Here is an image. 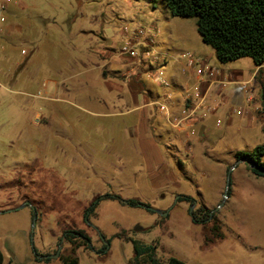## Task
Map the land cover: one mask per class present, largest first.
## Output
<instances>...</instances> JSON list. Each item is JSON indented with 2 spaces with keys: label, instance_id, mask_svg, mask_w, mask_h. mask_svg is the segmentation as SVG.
<instances>
[{
  "label": "rangeland",
  "instance_id": "obj_1",
  "mask_svg": "<svg viewBox=\"0 0 264 264\" xmlns=\"http://www.w3.org/2000/svg\"><path fill=\"white\" fill-rule=\"evenodd\" d=\"M9 6L0 34L3 264H61L58 257L70 250L62 234L76 230L84 231L93 247L76 250L78 264H129L133 247L115 238L120 231L154 245L160 264L169 257L187 264H264V178L234 159L236 152L264 146V69L254 75L249 58L219 63L202 43L195 19L172 17L162 0H13ZM138 30L159 31L172 47L226 75L228 84L216 89L224 100L220 128L211 117L209 126L203 123L207 129L197 126L186 136L149 104L146 86L137 89L144 66L122 51L126 34ZM62 52L64 64L97 67L106 73L103 78L117 66L115 83L130 89L115 95L92 68L78 78L87 83L75 90L73 74L53 73ZM53 80L59 85L51 96L77 105L50 101ZM251 94L256 119L245 125L246 118L232 111H245ZM229 170L228 198L218 208ZM105 193L137 199L152 210L102 200L86 221L85 209ZM177 195L194 200L192 213L215 210L224 238L206 245L209 226L193 224L190 205L174 201ZM103 237L111 240L109 249L98 255ZM45 256L52 257L46 262Z\"/></svg>",
  "mask_w": 264,
  "mask_h": 264
},
{
  "label": "trees",
  "instance_id": "obj_2",
  "mask_svg": "<svg viewBox=\"0 0 264 264\" xmlns=\"http://www.w3.org/2000/svg\"><path fill=\"white\" fill-rule=\"evenodd\" d=\"M162 2L172 17L195 19L196 30L202 43L213 49L219 63L227 64L249 58L256 67L264 64V0H162ZM261 109L264 111V96ZM234 159L245 162L253 176L264 178V146H256L250 152H236ZM177 196L178 203L184 202L190 206L195 204L189 196ZM102 200H116L131 207L145 209L148 207L137 199L122 200L118 194L105 193L96 196L85 209L86 221L94 214ZM215 215V210L206 208L197 209L190 215L193 224L209 226L210 236L205 238L206 245L224 238ZM115 238L132 245L134 254L129 264H160L155 255L154 245H144L131 240L125 235V231H120ZM62 239L69 244L70 250L58 257L61 264H78L76 250L79 248L93 250L88 235L82 230L64 231ZM103 240V246L95 251L98 255H105L108 252L111 240L104 237ZM43 258L46 262L50 260L49 256ZM3 261L4 257L0 250V264H3ZM164 264L187 263L169 257Z\"/></svg>",
  "mask_w": 264,
  "mask_h": 264
},
{
  "label": "built area",
  "instance_id": "obj_3",
  "mask_svg": "<svg viewBox=\"0 0 264 264\" xmlns=\"http://www.w3.org/2000/svg\"><path fill=\"white\" fill-rule=\"evenodd\" d=\"M13 2V0H0V34L5 30L7 23V7ZM127 32V31H126ZM128 33V32H127ZM145 33L147 36H145ZM127 38L122 49L123 52L128 54L129 58L139 60L145 68L144 80L156 87L166 90L161 95V101L153 102V106L157 109L162 118L173 129L179 132H186L188 136L193 132V117L197 112L202 114L209 113L216 110L218 106L215 101H210L207 90L205 93H201L197 84L188 87L185 91L181 92L180 98L182 100L183 108L177 113H172L170 108L174 106V95L168 91L170 83L165 76L164 64L166 58L164 55L156 52L154 48V34L151 32H144L138 30L126 34ZM140 47V52L137 48ZM180 60L185 61L187 68L192 69L198 80L205 81L210 88L213 84L225 86L227 79L222 73L204 62L201 58L195 56L190 52H183L179 55ZM152 65L155 67L152 69ZM248 83H245L246 86ZM252 99V98H251ZM233 113L240 115L241 109H234ZM220 122H217V126Z\"/></svg>",
  "mask_w": 264,
  "mask_h": 264
},
{
  "label": "crops",
  "instance_id": "obj_4",
  "mask_svg": "<svg viewBox=\"0 0 264 264\" xmlns=\"http://www.w3.org/2000/svg\"><path fill=\"white\" fill-rule=\"evenodd\" d=\"M9 12H10V6L7 7V11H6L7 18H8ZM158 33H159V31H156V33L155 32L153 33L154 34V48L153 49L156 52L164 55L165 58H166V61H165V64H164L165 76H166L167 80L169 81V83L171 85L168 91H170L174 95V100H175L174 106H172L170 108L171 112L172 113H177V111L178 112L181 111V108H183V104H182V100H181L179 94L181 92L185 91L188 87L197 84L199 89H200V91H201V93H205L207 90H209L208 91L209 100L210 101L211 100L215 101V103H217L218 106L216 107V110L211 111L209 113L202 114L201 112H197V114L194 115V117H193V132L195 133V128L197 126L199 127V129L201 127L207 129V126H209V119L211 117L214 118L215 126L217 128H220L221 125H223V121L222 120L224 118L217 117V115H219L218 113L220 111H223L221 109L223 107L224 100L222 99V97L218 98L217 94L225 86H220L218 84H213L210 88H208V84L205 81L198 80V78L195 76L193 70L186 67L185 61L179 59V55L181 53L190 52V51H184L183 49H178L176 47H172V45H170V39L168 38V42L169 43L165 42L163 39H161L160 34H158ZM126 38L127 37H125V39ZM39 47L37 48L38 50L36 52H38L40 50ZM62 53H59L58 61H56V60L53 61L54 62V66L59 67V70H55L54 69L53 73H54V75H56V74L59 73L60 70H62V72L64 74L67 73V72H69L70 74H73L74 77H75V81H74L75 90L81 88L83 85H85L87 83L85 81H79L78 78L80 76L87 75L88 73H90L92 68H96V70L98 71V78L101 80L102 85L104 87H106L107 89H109L111 91H114L115 95H119L120 91H124V90L127 91V89L128 90L130 89L128 87V83L127 82H126L127 85L125 84V86H121L120 84L118 85V84L115 83V79H114L115 76H117V74H119V72H121L120 69L117 66H115L113 68L109 67L106 77L103 78L102 75H104L106 73H103V72L100 73L97 67L91 66L90 68L84 69L82 67V62H78V64L76 62H74L76 64V66L73 65V64H64V60L67 59V56H66L65 52H62ZM92 55H95V54H92ZM197 57H199V56H197ZM61 59H63V64H62V62H60ZM71 66L74 67L73 71L71 70V68H72ZM261 69H264V64L262 66H260V67H256L255 66L254 75ZM142 75H143V72H142ZM223 76L226 77L225 74ZM252 79L247 80V81H243L241 84H243V86H244V84L246 82H250ZM53 82H54V86L50 85L52 91H51L49 96H51V95L54 96L55 91L57 90V87L59 85L58 81L53 80ZM139 84H140L139 87L136 85L137 89L138 88L142 89L144 86H146L147 89L144 92H145L146 97L151 100V102L149 101V104H151V105H153V102H155V101H161L162 93L166 92V90H162L159 87H156V86H154V85H152L150 83H147L143 78L141 80V83H139ZM149 86H152V87H149ZM218 87H219V89H217ZM65 89H67V88H65ZM155 89H157V91ZM216 89L219 90V91L217 92ZM67 90H69V89H67ZM52 96H51V98H49L50 101H55L56 103H58L59 101H64V102H68L69 104H72V105H77L76 102H75V104H73V103H70L69 101H66V100L54 99V97H52ZM253 98H254V94H251V95H249L246 98V100H247V109L245 111H242V113L240 115H237V116H239V118L241 116L244 117V119L246 118L245 120H247V122H246L245 125H247L248 123L249 124L253 123L254 119H256L254 115L256 114V109L258 107L255 106V104L253 103V101H252ZM232 113H233V111H232ZM122 114H124L123 115L124 117L126 116V113H122ZM159 117H160V115H159ZM218 121L220 122L219 126H217V122ZM231 121L232 120L229 119V124H231L230 123ZM205 122H206L207 126L205 124H203ZM235 127H237V126H235ZM182 133H185L186 136H188V134L186 132H182ZM194 133L192 135H194Z\"/></svg>",
  "mask_w": 264,
  "mask_h": 264
},
{
  "label": "water",
  "instance_id": "obj_5",
  "mask_svg": "<svg viewBox=\"0 0 264 264\" xmlns=\"http://www.w3.org/2000/svg\"><path fill=\"white\" fill-rule=\"evenodd\" d=\"M229 185H230V170L228 171V173H227V177H226V189H225V192L223 193V200H222V202L219 204L218 208L222 207L223 204H224V201L228 198V189H229ZM177 198H178V196L175 197V200H174V201H176ZM194 205H195V204H193V205H191V206L189 207V214H190V215L192 214V210H193V208H194ZM23 207H24V205H23V206H20L18 209L23 208ZM146 209H148V210H152V209L149 208V207H147ZM154 211H155L156 213H158L159 215H162V216H166V215H167V212H161V211H159V210H154ZM35 220H36V217H35V215H34V216H33L32 223H31V235H30V239H32V233H33V230H34V228H35ZM56 256H57V255H56ZM49 257H52V256H49Z\"/></svg>",
  "mask_w": 264,
  "mask_h": 264
}]
</instances>
